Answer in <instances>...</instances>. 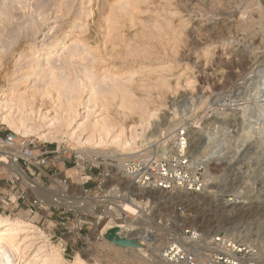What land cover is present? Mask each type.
<instances>
[{
  "label": "rangeland",
  "instance_id": "rangeland-1",
  "mask_svg": "<svg viewBox=\"0 0 264 264\" xmlns=\"http://www.w3.org/2000/svg\"><path fill=\"white\" fill-rule=\"evenodd\" d=\"M22 1L24 2L22 5L28 7L24 8L25 11L28 10L25 12L28 18L25 17V20L40 19L35 4L37 0ZM155 1L153 0L154 6L146 1L150 13L146 11L140 16H149L146 18L148 21L149 18H154V21L150 20L149 23L166 21L169 18L165 23L168 22V27L166 28L162 23V29L159 30L161 34L156 29L149 28L157 34L148 36V40L145 37V39L140 37L137 39L136 36L134 40V36H131L134 29L139 27L137 24L135 25L137 28L132 26L131 30L124 27V31L129 33L128 42L131 45L136 42L139 44L140 40H143L142 42L148 48L151 47L144 59L137 57L135 63H131L130 57L124 62L120 61L123 59L113 60L115 62L119 60L117 64L125 63L126 66L134 69L144 67L142 75L135 74L132 78L139 79L142 76L140 79L142 83L145 82L146 87L150 84L147 82L153 81L152 78L155 77L169 83V87L162 90L164 95L159 97L157 89H151V93L135 89L136 95L141 96L147 103V109L155 113L147 118L145 130L135 138V150L138 154L147 150L157 155L163 154L169 149L176 131L186 132L192 160L209 170L206 172V187L202 192L195 193L197 195L194 197L176 192L154 198L152 193L140 194L138 191H133L128 183L119 178L118 163L115 160L129 156L127 151L121 152L111 145L98 147L90 144L77 145L72 139L66 143L57 144L40 140L36 136L25 138L37 144V148L40 146L50 149L59 148L61 153L58 166L62 172L60 165L62 161H67L66 165L72 167V160L66 158L70 157L69 154L73 151L82 152L84 155L80 157L82 162L85 156L94 157V160L87 159L88 162L84 163L86 175L90 173L96 175L104 169L105 173L107 169L111 170L110 174L115 173L117 176L105 181H112L111 185L120 184L117 186L121 190L118 193L121 192L122 199L118 193V196L114 197V200L119 202V207L124 199L132 201V198L138 197L147 202L141 205V208L137 207L140 208L139 212L137 210L131 215L132 218L129 221L133 228L129 230L131 232L125 234L119 230L114 234L120 240L125 235L129 237L121 245L122 255H117L110 248L107 249L105 244H111L112 241L104 243L100 234L92 239L87 238L95 221L91 215L83 211L79 212L82 220L80 235L64 245L63 257L68 263L75 261L78 250L83 259L96 257L95 264H161L159 260H155V257L159 258L158 250L165 236L164 226L169 221L177 226L195 228L208 237L221 232L252 247L264 248V92L256 93L262 83V77L258 71L264 70V0H171L172 5L168 7V13L166 10H159V7L166 2L165 0ZM13 5L19 6L15 0H0L1 35L4 21L11 19L15 13L14 10H17ZM91 5L92 3L89 4ZM155 6L161 15L160 20L159 16L155 19L157 16ZM98 7L93 6V10L97 12ZM79 8L78 5L74 6L73 13H77ZM160 8L162 9V6ZM55 9L56 7L52 8L49 19L44 22V26L40 28L32 41L22 42L23 46H29L25 49H22V45L16 47L13 51L16 53L14 58L0 59V90L25 77L22 71L19 73L17 70L26 66L27 60L34 57L39 50L42 51L44 45L53 40V37L44 36L43 33L56 32L57 34L64 26L67 17H57L58 13ZM96 17L98 18V14L93 13L86 18V21H91V35L94 33L95 37H98V33L95 32L97 24L92 22L93 19H97ZM260 17L263 18L260 19ZM159 35L163 37L160 38ZM151 38L153 41L150 40ZM5 44V41L0 42V52L9 53L10 51H6L8 49ZM53 53L55 54L51 56L41 52L38 65L44 67L49 58L54 59L55 65H59L65 55L64 49ZM78 62L81 65L82 62L79 60ZM11 67L13 70L10 69ZM4 70L13 71L14 76L7 79L5 76L7 72ZM14 70L18 73L14 74L16 72ZM124 77L127 79L126 76ZM77 79L84 82L80 76H77ZM108 81L109 79H104L98 74L92 77V82H98V86ZM31 82L35 83L36 80L32 79ZM44 110L46 108L41 111ZM41 111L37 109L33 111L31 118L36 121L40 119ZM78 112L76 120L79 123L85 124L94 116L87 114L83 105L78 107ZM47 113L50 117L55 114V111L48 108ZM7 133L12 131L0 123V135ZM104 162H111L114 167L106 166ZM80 167V173L85 175L81 165ZM92 180L88 183L91 188L98 185L97 179L92 178ZM42 182L45 187L50 185L48 179ZM93 191V194L98 192L96 189ZM97 196L99 197L100 194ZM19 213H24L27 218L33 217L32 222L43 231L50 243L57 247L62 245L60 233L65 230L61 223L62 220L66 223L67 219L59 220L56 216L48 219L44 216V218L39 217L41 214L39 212L30 215L22 211L10 216L15 217ZM140 213L143 215L141 216ZM137 218L145 219L144 225H141V220L139 223ZM84 252L92 253V255L84 256ZM126 255L133 259L126 258ZM136 257H144L146 260H137Z\"/></svg>",
  "mask_w": 264,
  "mask_h": 264
},
{
  "label": "bare ground",
  "instance_id": "bare-ground-1",
  "mask_svg": "<svg viewBox=\"0 0 264 264\" xmlns=\"http://www.w3.org/2000/svg\"><path fill=\"white\" fill-rule=\"evenodd\" d=\"M146 1L147 3H154L153 0H37L35 4L38 12L37 15L40 19H36V21H27L25 20V12H28V10H24L27 5L23 6L24 2L22 0H15V3L19 4V6L17 5V7L15 5L17 10H14L13 19L9 17L12 20L9 19L4 21L5 25L1 28L4 34H0V42L3 43L5 41V47L8 49L6 51L10 52H0V59L4 57H6V60L9 57L14 58L16 53L13 51H15L16 47L21 46L23 41H32V38L37 34L40 28L44 26V22L49 19V13L52 11L53 7H56L55 11L58 13L57 17H67V21L64 26H62L61 30L59 29L57 34L55 31V33L43 31L44 36H51L53 40H49L50 43H46L42 51L39 50L34 57L27 60L26 66H22L17 70L19 73L22 71L25 77L18 79L14 83H10L6 88L0 90V123L6 125L8 129L17 136V140L18 138L36 136V138L40 140L61 144L72 139L77 145L90 144L96 147L111 145L113 148L116 147L121 150V152L122 150L129 152V156L117 158L115 160L118 163H116L118 167L124 160L136 156L138 151L135 150V138L145 130L144 127H146L147 118L153 116L155 113L147 109V103L141 96L136 95L135 89H142L148 93H151V89H157V95L159 97L164 95V91L162 90L168 88L169 83L162 78L151 77L153 81L147 82L146 80L147 83H150L149 85L147 84L148 87H146V84H144L145 82L142 83V79H140L142 76L139 77V79L132 78V76L135 77V74H138V76L140 74L142 75L144 67L134 69L133 67L130 68L128 65L126 66L125 63V65L123 63L117 64L116 62L119 60L116 62L113 60L123 59L120 61L124 62L126 58L130 57L131 63H135L137 57L144 59L146 52L151 47L149 46L148 48V46L142 42L143 40H140L139 44L136 42L131 45L128 42V40H130L129 33L124 31V27L131 30L132 26L137 24L139 27L137 28V25L135 26L137 29H134V33H131V36H134V40L136 37H138L137 39H139V37H145L146 40H148V36L157 34L152 32L149 28H153V30L156 29L159 33V30L162 29L161 24H165L166 21H168L169 18H164L167 20L153 22L154 18L151 19L152 17L149 18L148 21L146 18L149 16H140L141 13H145L146 11L150 13ZM165 1L166 2L162 5L158 3L162 6V9L160 6L159 10H166L167 12V10H169L168 7L172 5V1ZM156 2L157 1H155V4H157ZM91 3L92 5L89 6ZM76 5L80 8L78 11L76 10L77 13H73L75 12L73 8ZM95 5H97V7L99 5L96 9L97 12L93 10V6L95 7ZM15 6L13 5V7ZM156 6L154 8L157 14V16L155 14V19L159 16L158 19L160 20L161 15ZM3 9L5 10V8ZM93 13L98 14V18L96 17L97 19H93L92 21L97 24L95 32L98 33V37H95L94 33L91 35V21H86V18ZM262 18L260 17V19ZM150 20H153V23H149ZM167 24L163 26L166 27ZM155 37H157V35ZM158 37L161 38L163 36L159 35ZM152 39L153 38L150 40ZM89 40L91 42H89ZM27 46L22 45L21 47L25 49ZM61 49H64L65 55L64 58L62 57L63 61L60 59L61 63L59 65H55L54 59L51 60V58L46 60L44 67L38 65V58L41 52L42 54H51V56H53L55 54L53 52ZM78 60L82 62L81 65ZM127 60L130 61L129 59ZM144 66L146 67V65ZM10 69H12V67ZM17 71L14 72V74L18 73ZM12 72L8 71L6 73L5 76L7 79L14 76ZM258 72L262 77V83L259 85L256 93L263 94L264 70ZM94 74H98L104 79H109V81L98 86V82H92ZM77 76L84 79V82L78 80ZM124 76H126L127 79H125ZM32 79H35L36 82H31ZM150 79H148V81ZM80 105L86 108L87 114L94 115L93 118L85 124L83 122L79 123L76 120L79 113L78 107ZM45 108L46 110L41 111ZM48 108H52L55 114L49 117L47 113ZM36 109L41 111V115H39L40 119L37 121L31 118V114ZM139 129L140 131H137ZM76 153L79 158L78 166L66 168L62 162L60 164L64 172L63 175H65L67 181L62 184V178H55L51 181L50 189L42 188L39 184L40 188L35 191V194L38 192L41 194L39 198L45 197L43 203L37 207V210L33 214L24 210L22 212H27L30 215L39 212L41 214L44 213V216H48L50 214V205H63L83 211L91 215L95 221L87 238L92 239L98 237L100 234L104 243L109 240L112 241L111 244H105V246L108 247L107 249L110 248L117 255H122L121 245H123L124 240H128L129 237L125 235L123 236L124 238L120 240V238L114 234L119 230H122L125 234L131 232L129 231L133 229L131 228L132 223L129 222L132 218L131 215L135 214L137 210L139 212L142 207L141 205L147 202L137 197L132 198V201H128V199H124L126 201L122 200L120 207L113 206V203H111L109 207L110 201H104L101 200V198H89L88 193H85L81 187L88 176L82 175L79 170L81 168L80 165L83 169L84 161L87 158H91L92 160L95 158L92 156H85L82 162L81 158L84 157V155L81 151H76ZM16 154L18 153L16 152ZM2 158L3 155L0 152V159ZM13 160L14 159L9 163L10 173L17 176L19 180L27 182L24 171L20 169ZM104 164L109 167H114L111 162H104ZM109 171L111 170L107 169L106 175L101 176L92 174L91 177L101 180V188L103 189L102 194H108L111 189H115V193L117 194L120 190V188H118L119 186H117L118 183H115L116 185H111L112 181H105L117 176L115 173L110 174ZM33 182L38 183V180ZM123 182L126 184L128 183L133 191H138L140 194L152 193L154 198H161L172 193L144 190L127 180ZM64 191H67V193H64ZM68 193L73 194L72 197H65L69 195ZM120 193L118 194L121 196L122 194ZM186 194H189V197L197 195L195 193H185V195ZM139 197L141 196L139 195ZM99 203L105 206V212L102 214L96 212V206ZM139 206L140 208L138 209L137 207ZM41 214L39 217L43 216ZM140 215L142 216L143 214L140 213ZM32 220L33 217L27 218L24 213H19V215L15 217L7 214L1 215L0 213V264H95L96 257H86L83 259L80 256L81 252H78V250L74 262L68 263L65 261L63 257L64 245L73 240L75 238L74 234L78 232L70 231L71 233L63 235L61 237L62 245L57 247L49 242L43 231L38 229ZM137 220L139 223L141 220V225H144L146 222L145 219L142 218H137ZM141 228L144 230L146 229V227ZM138 229L139 227L137 231ZM113 231L115 232L113 233ZM211 233L214 234L213 232ZM87 254L88 256L92 255V253H83L84 256ZM126 258L133 259L129 255H126ZM136 258L137 260H146L144 257ZM155 260H159L161 264H168L165 260H162L160 256L159 258L155 257Z\"/></svg>",
  "mask_w": 264,
  "mask_h": 264
},
{
  "label": "built area",
  "instance_id": "built-area-1",
  "mask_svg": "<svg viewBox=\"0 0 264 264\" xmlns=\"http://www.w3.org/2000/svg\"><path fill=\"white\" fill-rule=\"evenodd\" d=\"M16 137L13 133L0 135V152L3 155L0 159V213L14 215L24 210L33 214L45 198H39L41 194L38 192L35 194L36 190L40 187L50 189L51 181L58 177L62 178V184L67 181L58 166L61 150L42 146L37 148V144L32 141L25 138L17 140ZM170 144L169 149L163 154L157 155L147 150L124 160L118 167V176L121 181L127 180L149 191L197 194L202 192L206 187V172L209 170L192 160L186 132L176 131ZM35 151L38 153H34ZM69 155L72 158L66 159L72 160V167L78 166L77 153L73 151ZM12 159L24 171L27 182L19 180L17 176L10 173L9 163ZM87 159L84 163L88 162ZM66 162L64 160L62 164L70 168ZM83 173L86 175L84 165ZM106 174L104 169L96 175ZM91 175L92 173L87 175L88 178L82 184L83 191L87 192L91 199L101 198V200L110 201L109 207L111 203L118 207L119 202L114 200V197L118 196L115 189H111L108 194H102V183L99 178H96L97 186L89 187V181H93ZM45 179L50 181L47 187L42 182ZM35 180H38V183L33 182ZM93 189L98 192L93 194ZM98 194H100L99 197ZM72 195L70 193L65 197L70 198ZM120 199H122L121 196ZM49 209L50 214L43 215L44 217L49 219L56 216L59 220L67 219L66 223L62 220L61 224L65 231L60 233L61 237L71 233L70 231L78 232L74 234V237L80 235L82 220L79 212L81 211L63 205H50ZM96 212L104 213V204L99 203L96 206ZM164 230V242L159 248V256L168 264H264V248L252 247L226 233L218 232L208 237L195 228L177 226L172 221L165 224Z\"/></svg>",
  "mask_w": 264,
  "mask_h": 264
},
{
  "label": "water",
  "instance_id": "water-1",
  "mask_svg": "<svg viewBox=\"0 0 264 264\" xmlns=\"http://www.w3.org/2000/svg\"><path fill=\"white\" fill-rule=\"evenodd\" d=\"M114 230V229H113ZM115 231H116V229H115ZM115 231H113V233L115 232ZM134 245V244H133Z\"/></svg>",
  "mask_w": 264,
  "mask_h": 264
}]
</instances>
